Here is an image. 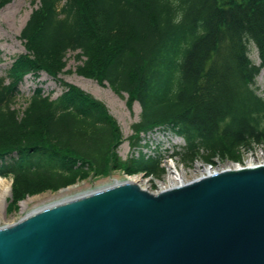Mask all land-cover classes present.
<instances>
[{"label":"trees","instance_id":"1","mask_svg":"<svg viewBox=\"0 0 264 264\" xmlns=\"http://www.w3.org/2000/svg\"><path fill=\"white\" fill-rule=\"evenodd\" d=\"M12 0H0V10ZM21 33L26 54L0 78V178L13 202L60 191L112 172L161 175L162 156L141 152L143 134L163 128L184 139L181 156L240 159L264 142V0H39ZM255 47L257 66L250 58ZM78 72L141 106L130 146L106 105L59 81L67 55ZM45 73L63 86L56 99L37 89L24 117L15 109L24 78Z\"/></svg>","mask_w":264,"mask_h":264},{"label":"water","instance_id":"2","mask_svg":"<svg viewBox=\"0 0 264 264\" xmlns=\"http://www.w3.org/2000/svg\"><path fill=\"white\" fill-rule=\"evenodd\" d=\"M0 264H264V165L47 206L0 228Z\"/></svg>","mask_w":264,"mask_h":264},{"label":"rangeland","instance_id":"3","mask_svg":"<svg viewBox=\"0 0 264 264\" xmlns=\"http://www.w3.org/2000/svg\"><path fill=\"white\" fill-rule=\"evenodd\" d=\"M39 4V0H12L0 10V78L7 76V72L12 68L18 56L26 54L20 39L21 33L32 13L38 9ZM76 55L77 52H70L67 55V66L59 75L58 80L79 88L103 102L111 116L117 120L124 135V142L118 147L117 153L123 160H127L132 155L138 156L139 153L131 148L129 138L133 135L132 125L140 121L142 112L140 104L135 102L132 108H129L127 94H117L107 82L100 83L93 78L80 75L78 67L82 63L76 59ZM250 58L257 66L260 65L258 51L253 46ZM255 88L258 95L264 98V69L256 79ZM37 89H43L45 95L52 94V98L56 99L62 94L64 88L62 84L45 73H41L38 78L32 75L26 76L19 85V94L15 106L20 119L24 117L28 101ZM142 136L146 146L141 149V152L150 156L160 155L163 158L161 175L128 174L123 171L112 172L106 177H95L91 174L87 179L79 180L60 191L45 190L42 193L29 196L24 201H20L18 203L19 209L14 211H10L9 208L13 202V178H3L11 185V191L7 201L0 202V228L18 223L27 215L44 207L112 186L118 182H134L152 194H159L170 186L178 184L180 180L186 184L210 175V173L207 174V171L214 174L232 169L238 170L249 166L264 165V142L252 143L250 147L240 148V159L238 160L222 158L217 155L213 157L200 155L188 159L174 156L176 153H182L186 143L183 138L175 135L172 131L158 128ZM172 173L173 175H171ZM24 202H27L25 208L22 206Z\"/></svg>","mask_w":264,"mask_h":264},{"label":"bare ground","instance_id":"4","mask_svg":"<svg viewBox=\"0 0 264 264\" xmlns=\"http://www.w3.org/2000/svg\"><path fill=\"white\" fill-rule=\"evenodd\" d=\"M249 167H253V166H249ZM246 168V167H245ZM232 170H234V169H232ZM210 173V175L213 173V172H211V171H207V174H209ZM171 175H173V173L171 174ZM177 178V177H176ZM183 180V179H182ZM128 183H132V184H134V182H130V181H128ZM185 184V182H183V181H179L178 182V184H176V185H173V186H170L169 188H172V187H178V186H180V185H184ZM168 188V187H167ZM168 188V189H169ZM10 191H11V185L5 180V179H0V202H6L7 201V198L10 196ZM70 200V199H69ZM65 201H68V200H65ZM65 201H62V202H65ZM61 203V202H60ZM23 208H25L26 206H27V202H24L23 203ZM45 208V207H44ZM43 209V208H42ZM41 210V209H40Z\"/></svg>","mask_w":264,"mask_h":264},{"label":"built area","instance_id":"5","mask_svg":"<svg viewBox=\"0 0 264 264\" xmlns=\"http://www.w3.org/2000/svg\"><path fill=\"white\" fill-rule=\"evenodd\" d=\"M240 168H242V167H240Z\"/></svg>","mask_w":264,"mask_h":264}]
</instances>
